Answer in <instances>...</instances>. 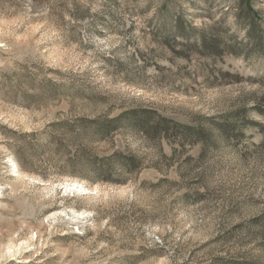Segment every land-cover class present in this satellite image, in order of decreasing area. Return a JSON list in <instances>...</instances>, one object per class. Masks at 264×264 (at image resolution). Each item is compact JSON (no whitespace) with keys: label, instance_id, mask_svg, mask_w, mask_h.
Segmentation results:
<instances>
[{"label":"rangeland","instance_id":"obj_1","mask_svg":"<svg viewBox=\"0 0 264 264\" xmlns=\"http://www.w3.org/2000/svg\"><path fill=\"white\" fill-rule=\"evenodd\" d=\"M240 7L0 0V264H264V49Z\"/></svg>","mask_w":264,"mask_h":264},{"label":"trees","instance_id":"obj_2","mask_svg":"<svg viewBox=\"0 0 264 264\" xmlns=\"http://www.w3.org/2000/svg\"><path fill=\"white\" fill-rule=\"evenodd\" d=\"M241 3V7L238 8L237 18L238 24L246 25L245 31L247 32V36L250 39V43H252L254 49L256 50H263L264 44L260 43V40H257L256 36V28L258 20V14L256 10H254L253 6L251 5V0H238ZM204 45H206V41H202ZM140 127H143L142 125ZM144 129V128H143Z\"/></svg>","mask_w":264,"mask_h":264},{"label":"bare ground","instance_id":"obj_3","mask_svg":"<svg viewBox=\"0 0 264 264\" xmlns=\"http://www.w3.org/2000/svg\"><path fill=\"white\" fill-rule=\"evenodd\" d=\"M66 190H67V189H66ZM70 222H71V221H70ZM16 251H17V250H16ZM13 253H14L13 250H11L10 248L7 249V254H8V255H13Z\"/></svg>","mask_w":264,"mask_h":264}]
</instances>
